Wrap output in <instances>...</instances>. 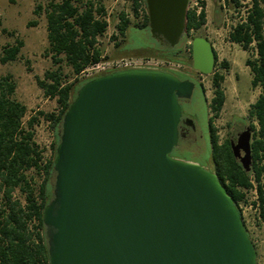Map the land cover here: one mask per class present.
<instances>
[{"label": "water", "instance_id": "obj_1", "mask_svg": "<svg viewBox=\"0 0 264 264\" xmlns=\"http://www.w3.org/2000/svg\"><path fill=\"white\" fill-rule=\"evenodd\" d=\"M188 0H144L148 33L172 49ZM214 55L190 41V68ZM193 84L169 72L128 69L87 80L64 112L51 199L41 223L48 264H256L239 212L216 176L170 154L181 134L179 99ZM244 172L250 128L229 142Z\"/></svg>", "mask_w": 264, "mask_h": 264}, {"label": "trees", "instance_id": "obj_2", "mask_svg": "<svg viewBox=\"0 0 264 264\" xmlns=\"http://www.w3.org/2000/svg\"><path fill=\"white\" fill-rule=\"evenodd\" d=\"M224 3L227 6L229 3L235 7L239 6L237 0H224ZM199 4L198 13L186 10L184 34L178 43H183L189 55L190 44L186 45L185 41L191 38L192 32L197 31L205 23L204 4L203 2ZM143 6L145 7L144 0H133L131 3L133 15L136 16L137 8ZM40 12L45 19L47 42L45 53L56 68L45 71L41 79L35 78V83L45 98L55 101L56 110L48 113L38 111L23 122L26 108L11 98L14 92L11 77L9 75L0 77V264H48L41 212L51 199L54 178L52 161L61 119L77 88L92 79L78 82L76 77L103 59L97 38L104 33L107 22L99 1H49L44 7L37 4L33 15L36 16ZM116 21V35L123 38L129 24L127 16L121 12L117 15ZM29 25L34 26L35 22H30ZM138 28H147L146 13L143 14L142 23ZM132 39L141 40L142 36L137 34ZM228 40L241 50L254 53L252 60L246 59L244 62L251 75L250 87L258 89L255 101L247 110V118L251 122L248 126L252 133L251 164L248 172L241 169L231 154L229 139L219 142L208 118L211 172L224 187L238 212V203L243 200V191L251 187L252 177L256 183L258 218L264 223V194L261 191L264 182L262 186L259 183L260 176L264 174V0H249L244 17L230 28ZM21 47L22 42L16 38L13 44L3 46L0 52V65L15 62ZM158 53L160 54L157 57L168 62L182 57L179 50L172 51L167 47L158 50ZM215 59L214 55V62ZM61 63L69 69L73 78L71 82L68 81L69 74H63L59 66ZM220 66L225 68L226 65L222 62ZM169 73L179 80L186 78L180 72ZM222 79L221 74H212L213 96L209 109L215 115L224 102L220 88ZM39 121L46 123L51 133V152L48 158H44L42 149L33 141V127ZM236 122L242 124L241 119ZM171 152L175 155L173 158L204 166L203 162L198 163L188 152H180L176 147Z\"/></svg>", "mask_w": 264, "mask_h": 264}, {"label": "rangeland", "instance_id": "obj_3", "mask_svg": "<svg viewBox=\"0 0 264 264\" xmlns=\"http://www.w3.org/2000/svg\"><path fill=\"white\" fill-rule=\"evenodd\" d=\"M58 2L60 0H0V52L6 44H13L16 38L22 42L18 58L15 62L0 65V77L9 75L14 84V92L11 98L26 108L23 122L30 115L36 112H55L56 105L52 99L45 98L42 91L36 86L35 78L41 79L45 71L54 70L49 56L45 53L47 48L45 19L42 12L33 15V10L37 4L42 7L47 2ZM85 1V0H81ZM99 1L103 7L104 19L107 27L104 33L97 38L98 47L102 49V60H116L121 58H153L157 57L161 48L154 44L148 29L138 26L142 23L143 14L146 13L145 7H141L140 14L133 15L131 3L133 0H91ZM238 7L229 3L225 5L224 0H202L204 4L205 23L197 31L192 32L191 41L194 37L204 38L211 46L215 55V62L208 75H200L190 68V55L185 51L183 43L178 44L176 50L180 51L181 59L169 61L177 66L176 72L185 76H191L201 87L203 102L201 114L197 118L198 129L190 133L186 139L181 140L176 149L180 152L189 153L198 163L203 162V167L211 171L208 147L207 119L215 129L218 141L228 139L235 130H241L242 126H248L250 120L247 118L248 107L255 101L258 89L250 87L251 75L245 66L246 59L252 60V51H243L239 46L230 43L228 32L245 15L249 0H237ZM189 6H193V0H189ZM124 13L128 19V29L125 37L116 35V17ZM35 22V25H29ZM4 30V32H2ZM139 31V32H138ZM11 34V35H10ZM141 35V40L134 41V35ZM187 41V39H186ZM185 41V42H186ZM116 44V45H115ZM164 61V60H163ZM168 62V61H167ZM224 62L225 68L220 64ZM63 74L68 75V81L73 80L69 69L62 63ZM213 73L222 75L220 88L224 95V102L221 109L215 115L209 109V103L213 96L211 77ZM88 72H83L76 77L78 82L89 79ZM90 78L97 77L92 74ZM76 86V83L74 84ZM197 92L193 94V100L197 98ZM242 120L237 123V120ZM252 133L250 132V141ZM51 133L46 123L39 121L33 127V141L42 149L44 158L50 156ZM174 157V153L170 154ZM251 195L246 193L243 200L238 203L241 212L243 227L255 251L256 264H264V224L258 221L253 212V207L248 208V201Z\"/></svg>", "mask_w": 264, "mask_h": 264}, {"label": "built area", "instance_id": "obj_4", "mask_svg": "<svg viewBox=\"0 0 264 264\" xmlns=\"http://www.w3.org/2000/svg\"><path fill=\"white\" fill-rule=\"evenodd\" d=\"M189 0L187 1L186 10H194L196 13L200 10V2L202 0H193V6H189ZM141 7L137 8V13L140 14ZM190 38L187 39L186 45L190 44ZM177 66H174L170 62L157 60L153 58H121L116 60H108V61H99L96 64L89 66L83 72H88L87 78L91 76H100L106 73L114 72V71H121V70H128V69H140V70H156V71H164V72H176ZM81 72V73H83ZM264 182V174L260 176V185ZM251 187L243 191V195L245 196L246 193L251 195L250 200L248 201V208L253 207V212L255 213L256 219L259 221L258 218V199H257V192H256V183L253 181V178H250ZM261 191L264 194V185L261 187ZM240 212V211H239ZM241 217V212H240ZM261 222V221H260ZM263 223V222H261ZM264 224V223H263Z\"/></svg>", "mask_w": 264, "mask_h": 264}, {"label": "flooded vegetation", "instance_id": "obj_5", "mask_svg": "<svg viewBox=\"0 0 264 264\" xmlns=\"http://www.w3.org/2000/svg\"><path fill=\"white\" fill-rule=\"evenodd\" d=\"M154 44L160 47L161 49L165 48V46L162 43L154 42ZM177 46H175L174 48L170 50L172 51L175 50ZM185 77L186 78L184 80H188L193 84V90H192V93L189 99H179L177 101L180 107V113H181L180 120L177 125V129H178V132L181 134V137H179L177 141V145L179 141L186 139L190 133H193L195 132L196 129H198L197 118L200 116L202 104H204L203 93H202L201 87L198 84V82L195 81L194 78L191 76H185ZM195 92H197L198 95H197V98L193 100V94ZM246 127H249V126H242L241 130L239 131L235 130L234 134L228 137L229 142L230 141L234 142L237 134L240 133L242 130H244Z\"/></svg>", "mask_w": 264, "mask_h": 264}]
</instances>
